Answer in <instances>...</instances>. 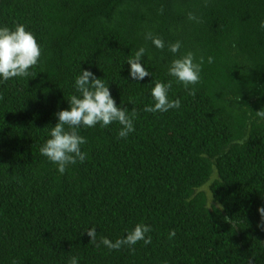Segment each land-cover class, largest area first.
<instances>
[{
	"label": "trees",
	"instance_id": "trees-1",
	"mask_svg": "<svg viewBox=\"0 0 264 264\" xmlns=\"http://www.w3.org/2000/svg\"><path fill=\"white\" fill-rule=\"evenodd\" d=\"M261 21L264 0H0V25H25L42 53L29 77L0 83V264H264ZM147 32L204 58L199 83L173 81L178 110L143 111L153 81L172 79ZM141 46L151 76L133 81ZM81 68L138 116L127 139L117 123L82 128L87 158L61 175L40 147ZM141 223L148 245L100 243Z\"/></svg>",
	"mask_w": 264,
	"mask_h": 264
},
{
	"label": "clouds",
	"instance_id": "clouds-1",
	"mask_svg": "<svg viewBox=\"0 0 264 264\" xmlns=\"http://www.w3.org/2000/svg\"><path fill=\"white\" fill-rule=\"evenodd\" d=\"M190 21L198 22V17L193 12H188ZM259 27L264 29V21ZM145 39L151 41L154 48L167 50L172 54L173 59L167 65V75L172 79L167 83L153 81L149 91L151 103L143 107L146 113H165L172 109H180L181 100L171 99L169 91L173 81L189 89V85H196L201 80L202 65L204 58L197 60L196 54L192 51L181 53L182 42L180 40L166 42L160 36L152 32L145 33ZM147 53L143 46L139 47L134 56H129L126 63L129 77L133 81H143L145 77L151 76L150 72L143 65L142 60ZM41 47L34 34L26 29L23 24H15L12 27L0 25V83L12 78L29 77L30 69L35 67L41 57ZM209 64L213 58H207ZM75 94L67 98L68 108L58 111L55 115L57 123L50 127L47 132L48 138L40 147V154L48 161L56 165L58 173L63 175L70 166L77 163L83 164L88 153L82 150L87 143L86 137L80 134V130L94 128L99 125L107 128L113 123L120 125L118 132L119 139H127L129 134L135 131L134 121L138 113L135 108L131 111L123 104L117 105L112 96L109 84L104 79L98 78L88 69H80V73L73 81ZM189 94H194L191 90ZM131 103V101H130ZM258 120H264V109L256 111ZM243 144V140L237 141ZM264 213V209L261 210ZM87 235L90 242H95L97 232L95 228H89ZM150 226L147 224H136L131 230H126L122 238L112 241L102 238V243L109 250H118L123 246L130 249L138 242L143 241L145 245L151 243ZM170 235L174 236L175 232ZM68 264H79V257L73 256Z\"/></svg>",
	"mask_w": 264,
	"mask_h": 264
}]
</instances>
